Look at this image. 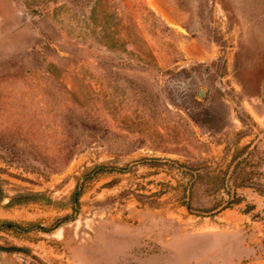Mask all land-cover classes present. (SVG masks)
<instances>
[{"label":"rangeland","instance_id":"1","mask_svg":"<svg viewBox=\"0 0 264 264\" xmlns=\"http://www.w3.org/2000/svg\"><path fill=\"white\" fill-rule=\"evenodd\" d=\"M0 264H264V0H0Z\"/></svg>","mask_w":264,"mask_h":264},{"label":"trees","instance_id":"2","mask_svg":"<svg viewBox=\"0 0 264 264\" xmlns=\"http://www.w3.org/2000/svg\"><path fill=\"white\" fill-rule=\"evenodd\" d=\"M79 196H80V192H79V190L77 189V191H75V192L72 194L71 198H72V200L77 201ZM21 203H22L21 201L16 200V198H13V199H11V200L9 201L8 205H10V206H12V205H19V204H21Z\"/></svg>","mask_w":264,"mask_h":264}]
</instances>
